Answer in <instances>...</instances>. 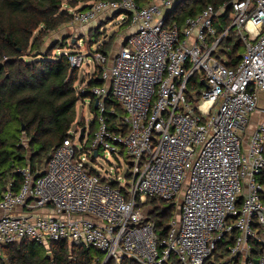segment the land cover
I'll use <instances>...</instances> for the list:
<instances>
[{"label":"built area","instance_id":"1","mask_svg":"<svg viewBox=\"0 0 264 264\" xmlns=\"http://www.w3.org/2000/svg\"><path fill=\"white\" fill-rule=\"evenodd\" d=\"M181 1L97 0L72 11V26L118 13L136 31L114 56L95 53L103 86L89 87L91 76L78 86L80 94L96 99L92 141L71 130L74 139L52 151L41 174L21 168V188L10 184L4 192L0 247L29 240L48 250L53 242H67L96 249L103 264L124 258L165 264L173 256L181 264H205L218 243L234 234L226 262L264 264V0H235L219 11L209 5L182 26L169 24V11ZM228 8L229 29L244 44L236 69L217 58L229 29L218 36L215 21ZM88 55H69L72 67L80 69ZM196 73L204 88L195 108L186 91ZM111 99L124 109L127 134L109 129ZM257 112L262 120L246 139ZM109 114L115 116V109ZM101 150L125 155L131 177L101 176L89 167V156ZM148 197L178 207L164 239L140 208Z\"/></svg>","mask_w":264,"mask_h":264},{"label":"trees","instance_id":"2","mask_svg":"<svg viewBox=\"0 0 264 264\" xmlns=\"http://www.w3.org/2000/svg\"><path fill=\"white\" fill-rule=\"evenodd\" d=\"M152 1L136 0L141 5ZM233 1L235 0H183L169 11L167 20L169 24L175 22L182 26L188 18L198 16L209 5L219 11L224 4ZM80 2V0H0V200L10 184L14 185L15 191L21 188L23 179L18 172L19 169L29 167L36 175L41 174L52 151L65 139L69 137L74 139L69 132L76 123L78 101L89 98V106L94 114L88 143L92 141L97 131L99 114L96 99L90 94L82 95L78 91L80 70L73 68L69 60V55L75 53L55 52L57 49L63 51L78 46L75 44L68 46L66 40H63L51 44L46 50L43 49L51 33L73 21L72 11L80 12L90 7L87 2L79 8ZM231 23V8L221 10L215 21L217 35L221 36L230 28ZM123 24L128 26L129 19ZM96 33H99V30ZM111 45L112 40H107L98 46L95 53L108 55ZM88 47L91 50V45ZM243 53L242 40L233 29H229L227 36L219 44L217 58L229 68L236 69ZM100 77L101 68L97 66L88 81V86H103L104 81ZM84 80L82 78L80 83H84ZM189 84L194 85L195 89L197 87L200 96L204 88L201 75L196 73ZM111 108L115 109V116L109 114ZM106 110L109 129L127 134L128 127L120 118L125 114L121 104L111 99L106 102ZM79 126L87 127L84 123H78L77 127ZM92 172L96 173L94 170ZM126 176L128 179L131 177L129 172ZM102 181L106 182L105 179ZM259 181L264 186V173ZM110 184L119 187L118 182L113 181ZM262 199L264 201V195ZM147 204L152 207L144 210L145 214L155 223L159 238L164 239L175 216L176 204L157 197H148ZM234 238V234L226 235L205 264H240L238 260L226 262ZM48 253H51V256ZM255 253H260L258 245ZM103 262L104 257L99 251L93 248L71 247L67 242H53L48 250L29 240L0 247V264H103ZM107 264H114V261ZM121 264L138 263L124 258ZM165 264L181 262L173 256Z\"/></svg>","mask_w":264,"mask_h":264},{"label":"rangeland","instance_id":"3","mask_svg":"<svg viewBox=\"0 0 264 264\" xmlns=\"http://www.w3.org/2000/svg\"><path fill=\"white\" fill-rule=\"evenodd\" d=\"M79 8L84 6L85 3L88 2V4L92 5L96 0H80ZM119 15V14H117ZM106 19L101 22L99 21H94L89 25L86 26H72L69 24H65L61 26L56 32L51 33L48 38L46 39V44L44 45V50H46L51 44L57 43V42H63V40L67 39L63 35H66L67 33H73V36H75V45L81 47L80 50L82 51L83 54H88L92 51L90 55L87 56V61L84 62L82 67L79 69V86L82 84L80 83V80L83 78V80L86 82V76H91L96 67H97V62L95 59V52L98 48V46L101 43L106 42L107 40H112V45L110 48V51L108 53V56H111L120 49V47L123 44V41L125 39L124 32L126 31L127 26L123 24L120 26L121 20L125 18L124 14L119 15L118 17H114ZM120 26V27H119ZM130 25H128L129 27ZM99 30V33H96ZM131 32L132 30H127V32ZM133 32V31H132ZM92 35H91V34ZM91 35V36H90ZM83 38V39H81ZM55 39H58L57 41ZM89 40H92L93 42H88ZM56 41V42H55ZM72 43V42H71ZM70 41L66 42V45H72ZM89 45H91V50L89 49ZM71 47V46H70ZM77 48V47H75ZM66 49V50H70ZM57 53L63 52L62 50H55ZM198 89L194 87V85H188L186 95L189 97V101L192 103L193 107H197V105L200 102V96L199 93L197 92ZM90 99L86 98L84 100L78 101L76 105V123L73 126L72 130L77 131V135H80L81 130L83 129L81 126H78V123H84L86 124L87 127H85V142H88L89 140V132H90V126L92 122L94 121V114L93 110L90 109ZM113 108H111L110 111H112ZM256 117V115H252V119ZM250 126H248L247 131H248V136L252 133L250 130ZM81 141L79 139L76 140V146L80 150L81 149ZM96 158L89 156V159L87 161L89 167L94 168L95 171L101 176H106L107 172L114 176V175H119L124 177L130 162L126 158L125 155L123 156H114L112 153H110L108 150H101V152L98 154V152L95 153ZM96 161L94 162V160ZM118 168V169H117ZM108 174V175H109ZM151 205L147 204V199L146 201L140 205V208L142 211L147 209H151ZM180 213L178 211V207H176L175 210V216H179ZM174 216V217H175ZM94 249V248H93ZM96 250V249H95Z\"/></svg>","mask_w":264,"mask_h":264},{"label":"crops","instance_id":"4","mask_svg":"<svg viewBox=\"0 0 264 264\" xmlns=\"http://www.w3.org/2000/svg\"><path fill=\"white\" fill-rule=\"evenodd\" d=\"M118 13H116V14H113V15H117ZM109 15H110V13H109ZM109 15H108V18L107 19H111V18H113V15H111V17H109ZM104 20H106L105 18H104V16L103 17H101V18H99L97 21H99V22H101V21H103L104 22ZM123 25V23H121L120 24V26H122ZM130 25V24H129ZM119 26V27H120ZM132 30L131 32H127V30ZM135 31H136V28L134 27V26H132V25H130L129 27L127 26V28H126V31L124 32V35H126L125 36V39H124V41H123V44L125 43V41L128 39V37L129 36H131L132 34H134L135 33ZM65 38L67 37V39H65L66 40V42H68V41H72V46L75 44V41H76V39H75V36H73V33H67L66 35H63ZM82 39V38H81ZM56 41L58 40V39H55ZM55 41V42H56ZM74 41V42H73ZM122 44V45H123ZM71 46V47H72ZM80 48L81 47H77V48H75V46H73L69 51L68 50H66V49H64L63 50V52H65V53H77V52H80V53H82V51L80 50ZM117 52V51H116ZM116 52L112 55V56H114L115 54H116ZM89 54V53H88ZM88 54H85V55H88ZM90 54H91V52H90ZM254 115H256V117H254L253 119L251 118V123L249 124V126L251 125V127H250V130L253 132V130L255 129V127L261 122V120H262V114L260 113V112H257V113H255ZM251 135V134H250ZM245 138L246 139H248L249 138V136H248V131H246V135H245Z\"/></svg>","mask_w":264,"mask_h":264},{"label":"water","instance_id":"5","mask_svg":"<svg viewBox=\"0 0 264 264\" xmlns=\"http://www.w3.org/2000/svg\"><path fill=\"white\" fill-rule=\"evenodd\" d=\"M90 7H91V5H90ZM73 42H74V41H73ZM84 134H85V128H83V129L81 130L80 140L84 137ZM48 255L51 256V253H48ZM255 262H257V260H256ZM117 264H121V261H118Z\"/></svg>","mask_w":264,"mask_h":264}]
</instances>
